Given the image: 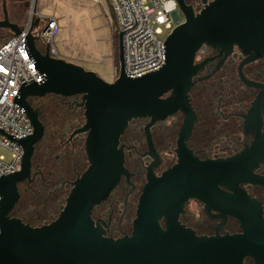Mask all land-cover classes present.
Wrapping results in <instances>:
<instances>
[{
  "label": "water",
  "instance_id": "water-1",
  "mask_svg": "<svg viewBox=\"0 0 264 264\" xmlns=\"http://www.w3.org/2000/svg\"><path fill=\"white\" fill-rule=\"evenodd\" d=\"M22 1L27 5L26 0ZM181 20L162 43L163 63L130 77L122 69L121 33L117 32V74L105 81L92 70L48 53L47 43L27 32L23 48L39 73L37 81L22 82L12 102L22 109L32 127L14 139L21 147L18 169L0 175V264H264V218L260 203L238 183L264 185V176L252 172L264 159V128L259 134L264 89L254 97L243 121V132L254 129L248 149L226 158L198 160L184 148L195 120L188 90L201 63L194 62L200 47L227 53L235 46L249 59L264 55V0H202L193 12L181 0ZM0 28L18 34L1 0ZM33 19L31 25H35ZM46 94L79 95L83 121L73 133H83L87 166L71 181L63 204L49 222L30 225L10 215L18 193L16 183L28 176L33 144L43 124L31 97ZM179 110L183 120L176 139L177 162L157 177L146 168V182L138 196L128 234L112 237L95 225L91 208L104 200L125 174L119 136L127 122L149 117L153 122ZM219 185L229 192L219 189ZM187 197L204 202L209 218L221 217L212 234H195L177 220ZM209 207L219 211L210 214ZM232 216L240 231L218 233ZM162 219V224L160 220Z\"/></svg>",
  "mask_w": 264,
  "mask_h": 264
},
{
  "label": "flooded vegetation",
  "instance_id": "flooded-vegetation-1",
  "mask_svg": "<svg viewBox=\"0 0 264 264\" xmlns=\"http://www.w3.org/2000/svg\"><path fill=\"white\" fill-rule=\"evenodd\" d=\"M181 1L193 12L202 6V0ZM173 2L171 15L180 19L177 1ZM37 44L42 47L40 41ZM194 62L201 63L188 90L195 120L189 134L182 139L184 148L198 160L226 158L248 149L254 129L243 132V121L254 97L264 89V55L249 59L235 46L224 53L204 45L197 50ZM54 97L61 107L57 115L42 123V135L32 146L28 176L16 183L18 197L10 213L30 225L49 222L57 215L71 181L87 166L84 135L73 133L83 121L82 108L78 105L80 96ZM36 98L40 97L29 99ZM182 120L183 114L177 110L153 122L147 116L127 122L118 139L126 172L120 175L106 198L90 210L91 220L105 235L117 237L130 232L137 199L147 181L146 168H151L157 177L177 162L176 139ZM260 121L259 134L264 128V107ZM256 164L252 172L264 176V159ZM218 187L229 192L221 185ZM238 187L260 203L264 218V185L243 182ZM181 210L178 222L195 234L214 233L216 223L222 220L209 218L204 202L194 197H187ZM208 212L219 213L211 207ZM238 231V222L230 215H225L220 229L216 230L218 233ZM243 264L252 263L247 259Z\"/></svg>",
  "mask_w": 264,
  "mask_h": 264
},
{
  "label": "built area",
  "instance_id": "built-area-1",
  "mask_svg": "<svg viewBox=\"0 0 264 264\" xmlns=\"http://www.w3.org/2000/svg\"><path fill=\"white\" fill-rule=\"evenodd\" d=\"M26 1L28 13L22 24L18 25L20 33L14 34L3 28L5 32L1 35H9L0 39V147L9 151V158L6 160L0 155V175L17 170L22 153L21 147L7 136L18 139L32 131L22 109L12 102L22 82L39 79L38 71L33 68L23 48V35L30 32L37 36L40 43L43 41L42 47L36 42L38 48L42 49L47 43L48 53L59 57L52 44V36L57 28L56 19L38 14L34 9L35 0ZM104 1L116 31L121 33L124 74L135 77L160 66L163 63L162 43L176 23L171 15L173 0ZM33 19H37L35 25H31ZM116 74L117 70H114L113 75Z\"/></svg>",
  "mask_w": 264,
  "mask_h": 264
},
{
  "label": "rangeland",
  "instance_id": "rangeland-1",
  "mask_svg": "<svg viewBox=\"0 0 264 264\" xmlns=\"http://www.w3.org/2000/svg\"><path fill=\"white\" fill-rule=\"evenodd\" d=\"M4 5L8 20L21 25L27 17L28 6L19 0H4ZM34 9L38 14L56 19L52 44L59 57L79 63L105 81L113 80L117 70L110 41L114 25L104 0H35ZM3 32L5 29L0 28V34ZM0 155L6 160L9 151L0 147Z\"/></svg>",
  "mask_w": 264,
  "mask_h": 264
},
{
  "label": "trees",
  "instance_id": "trees-1",
  "mask_svg": "<svg viewBox=\"0 0 264 264\" xmlns=\"http://www.w3.org/2000/svg\"><path fill=\"white\" fill-rule=\"evenodd\" d=\"M113 21V20H112ZM114 29L111 34V53L113 56L114 63L117 67V38H116V27L113 21ZM8 35H1L0 39H5V37ZM41 49V48H40ZM35 100H38L36 103ZM34 101H31L29 99V102L32 104L33 107L37 108L39 111V119L43 123L44 121H47L51 118V115H57L58 109L61 107L58 99H55L53 94H46L40 98H36ZM63 106V105H62ZM64 107V106H63ZM52 116V117H53ZM247 259L244 260V262Z\"/></svg>",
  "mask_w": 264,
  "mask_h": 264
},
{
  "label": "crops",
  "instance_id": "crops-1",
  "mask_svg": "<svg viewBox=\"0 0 264 264\" xmlns=\"http://www.w3.org/2000/svg\"><path fill=\"white\" fill-rule=\"evenodd\" d=\"M62 58V57H61ZM77 64H79V63H77Z\"/></svg>",
  "mask_w": 264,
  "mask_h": 264
}]
</instances>
